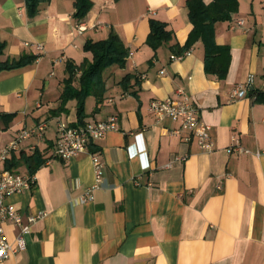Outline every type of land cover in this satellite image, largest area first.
Segmentation results:
<instances>
[{"label": "crops", "instance_id": "obj_1", "mask_svg": "<svg viewBox=\"0 0 264 264\" xmlns=\"http://www.w3.org/2000/svg\"><path fill=\"white\" fill-rule=\"evenodd\" d=\"M238 2L229 19L214 23L215 42L226 48L216 57L226 61L219 77L206 68L200 38L183 58L170 57L192 29L186 0H92L80 20L72 17L73 0H49L33 17L25 0H0V59L36 55V43L43 46L32 62L0 70V147L18 129L47 122L41 137L30 135L13 152L18 158L34 146L42 154L34 186L8 198L25 222L30 214L45 215L20 241L18 226L4 222L17 251L0 264H264V0ZM150 18L172 33L156 50L146 43ZM110 31L128 54L124 66L103 70L102 94L86 97L84 123L114 115L118 129L89 146L103 173L93 198L81 202L94 183L89 153L51 155L57 122L77 119L76 100L67 102L66 113L52 109L60 105L67 61L91 59L85 41ZM249 78L248 93L232 96L235 84ZM178 87L210 126L213 150H202L177 121H157L150 112L151 100L175 97ZM233 136L249 151L229 152ZM177 155L186 158L164 167ZM13 167L28 174L22 160Z\"/></svg>", "mask_w": 264, "mask_h": 264}, {"label": "built area", "instance_id": "obj_2", "mask_svg": "<svg viewBox=\"0 0 264 264\" xmlns=\"http://www.w3.org/2000/svg\"><path fill=\"white\" fill-rule=\"evenodd\" d=\"M243 19L236 20L238 25L243 26ZM81 30V25H78ZM30 44L25 42V45ZM37 56L43 51L41 43H36ZM190 49H186L181 53L172 54L171 59H181L188 54ZM163 70H161L162 72ZM251 78L244 83H237L231 89L232 96L238 98L245 96L250 88ZM175 97H166L160 99H153L149 103V110L154 115L157 121H162L165 118L177 121L182 129L189 130L197 139L198 146L205 151H211L214 148V143L209 134L210 126L205 123L199 114L197 105L191 100L183 88L178 87L175 90ZM47 127L45 120L40 121L31 128L22 127L18 129L15 136L7 144L0 147V260L4 259L11 253H15L17 249L8 241L4 222L10 220L19 228L17 240L20 241L23 233L31 228V226L45 215L44 212L26 216L24 221L23 210L8 198L15 193L29 191L35 184L34 174H25L17 170H12L3 164L9 156L21 149L22 142L30 135L35 134L42 136ZM118 129V122L116 116H110L103 120H94L83 124H72L64 120L57 122V134L54 142V148L51 155L60 158H70L82 153H89L94 169V183L88 186L85 193L80 196L79 201L83 202L93 198L92 191L98 187L102 179L103 162L99 154L89 150V146L93 140L101 138L108 130ZM35 149L34 146L31 147ZM229 152H248L244 148L236 136L232 137V143L227 147ZM185 156H174L171 162H168L164 167L171 166L172 162L185 160Z\"/></svg>", "mask_w": 264, "mask_h": 264}, {"label": "trees", "instance_id": "obj_3", "mask_svg": "<svg viewBox=\"0 0 264 264\" xmlns=\"http://www.w3.org/2000/svg\"><path fill=\"white\" fill-rule=\"evenodd\" d=\"M49 0H25V8L30 17L35 16L41 4L47 3ZM238 0H212L206 4L203 0H186L188 8V16L192 23V29L188 37V43L178 51L183 52L189 48L196 39L200 38L205 47L206 68L210 72H215L222 77L226 71L225 56L216 57L221 53L224 54L225 47H220L215 42L214 23L216 21L227 20L233 12L238 10ZM92 6V0H73L74 11L72 17L80 20L86 16ZM172 33L166 28V23L150 18L149 32L146 37V43L156 50L160 45L169 41ZM4 48V42L0 41V55ZM85 51L92 53V58H84L79 64L67 61L66 71L67 77L63 80L64 87L61 93L60 105L52 109L53 113L68 112L66 104L69 100L75 99V109L77 119L72 124H83L86 117L85 99L90 94H95L97 99L102 94V72L112 64L124 66L128 49L124 46L119 36L110 31L106 38L91 40L87 39L83 45ZM37 55H23L18 59L11 61H2L0 59V70L5 68L18 67L28 64L35 60ZM76 82V84H75ZM93 146L90 144V147ZM13 158L6 167L15 170L13 167L22 160L28 169L29 174H33L34 170L44 161L40 151L35 148L31 154L21 151L19 157Z\"/></svg>", "mask_w": 264, "mask_h": 264}]
</instances>
